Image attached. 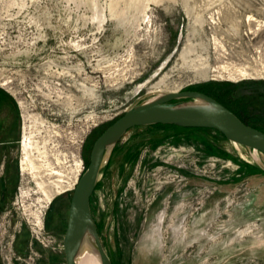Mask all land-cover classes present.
Returning a JSON list of instances; mask_svg holds the SVG:
<instances>
[{"label":"rangeland","instance_id":"1","mask_svg":"<svg viewBox=\"0 0 264 264\" xmlns=\"http://www.w3.org/2000/svg\"><path fill=\"white\" fill-rule=\"evenodd\" d=\"M99 2L102 24L93 0H0V85L20 112L0 249L17 223L30 230L21 206L6 215L22 186L21 202L55 195L53 264H66L70 188L98 136L135 102L213 93L264 130V0ZM91 206L112 264H264V154L216 129L131 128Z\"/></svg>","mask_w":264,"mask_h":264},{"label":"water","instance_id":"2","mask_svg":"<svg viewBox=\"0 0 264 264\" xmlns=\"http://www.w3.org/2000/svg\"><path fill=\"white\" fill-rule=\"evenodd\" d=\"M155 124L216 129L231 142L264 154V131L246 124L231 109L204 92H163L129 105L95 140L89 164L73 190L63 239L66 264H79L85 245L95 250L101 264H112L99 235L91 198L104 164L125 133L134 127Z\"/></svg>","mask_w":264,"mask_h":264},{"label":"flooded vegetation","instance_id":"3","mask_svg":"<svg viewBox=\"0 0 264 264\" xmlns=\"http://www.w3.org/2000/svg\"><path fill=\"white\" fill-rule=\"evenodd\" d=\"M33 68L36 69L35 66ZM19 116V101L16 96L9 88L0 85V211H2L1 208L5 203V188L10 181L11 169L15 163L13 150L19 141L17 135ZM40 204L39 199L20 201L22 213L26 215L24 220L30 229L28 230L29 233L27 231L26 234L25 225L22 221L17 223L13 232L12 229L6 231L5 235L10 238L7 243L10 246L8 250L11 251L13 264H53V234H56V231L53 230V201L49 204L45 202L41 206ZM30 205L36 208H29ZM13 208H15L14 205ZM18 211L17 208L16 212L14 209L9 210L6 215L13 221L14 216L19 213ZM36 212L42 214L44 218L42 232L38 234L31 227L36 225L37 228H40L38 215H35ZM9 227L11 228V223ZM21 237L23 238L21 239ZM38 243L44 245V249L39 248ZM0 253L2 254V252Z\"/></svg>","mask_w":264,"mask_h":264},{"label":"bare ground","instance_id":"4","mask_svg":"<svg viewBox=\"0 0 264 264\" xmlns=\"http://www.w3.org/2000/svg\"><path fill=\"white\" fill-rule=\"evenodd\" d=\"M93 1H94V7H95V16H94V18L96 20H98L102 24L103 21L106 18L105 7L100 4L99 0H93ZM77 165H79V167H81V161H78ZM78 181H79V179L76 182L78 183ZM75 183H74V185H76ZM74 185L70 189H75V188H73ZM48 192L49 193H53V191H51V190H48ZM44 195L46 196L48 204L54 200V196L55 195L52 196L51 200H48V197H47L45 192H44ZM42 204H43V202H41L40 206ZM35 215H38L39 224H40V226H43L44 225L43 215L38 213V212H36ZM78 263L79 264H101V260H100L99 255L95 252V250H93L89 245H85L83 250L80 253V256H79V259H78Z\"/></svg>","mask_w":264,"mask_h":264},{"label":"built area","instance_id":"5","mask_svg":"<svg viewBox=\"0 0 264 264\" xmlns=\"http://www.w3.org/2000/svg\"><path fill=\"white\" fill-rule=\"evenodd\" d=\"M84 166H83V169H82V171H81V173L83 172V170H84ZM81 173H80V175H81ZM75 184H77V182L75 183ZM75 186L76 185H74V187L73 188H75ZM22 192V186H19V188H18V194H17V196H16V198H17V200H15V203H14V205H15V207L17 208V207H19V206H21L20 205V201H21V193ZM23 206V205H22ZM32 227V229L38 234V233H41L42 232V227L43 226H41L40 228H39V230L36 228V225H32L31 226ZM36 228V229H35ZM0 252H2V253H4L5 252V263L6 264H13V261H12V258H11V251H7V250H3L2 248L0 249Z\"/></svg>","mask_w":264,"mask_h":264},{"label":"trees","instance_id":"6","mask_svg":"<svg viewBox=\"0 0 264 264\" xmlns=\"http://www.w3.org/2000/svg\"><path fill=\"white\" fill-rule=\"evenodd\" d=\"M212 97H214L215 99H217L218 101H220L222 104H224L226 107H228L229 109H231L242 121H244L246 124H249L251 125L247 120H245L238 111H236V109H234V107L227 101V99H225L224 97H222L221 95H216V94H213V93H206ZM162 125V124H161ZM168 125H173V126H177V125H174V124H168ZM177 127H180V126H177ZM255 127V126H254ZM184 128V127H183ZM258 128V127H256ZM187 129H190V128H187ZM260 130H262L261 128H258ZM264 131V130H262Z\"/></svg>","mask_w":264,"mask_h":264}]
</instances>
